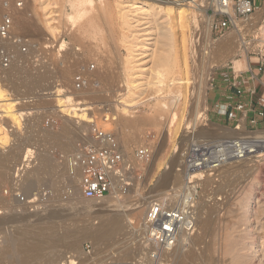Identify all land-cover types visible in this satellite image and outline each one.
<instances>
[{
  "label": "rangeland",
  "instance_id": "374dc122",
  "mask_svg": "<svg viewBox=\"0 0 264 264\" xmlns=\"http://www.w3.org/2000/svg\"><path fill=\"white\" fill-rule=\"evenodd\" d=\"M4 1L6 0H0V20L4 14L2 7ZM10 1H13V3L21 2L23 4L19 10H14V16L15 26L19 32L27 36L33 44L30 55L28 53L25 56L26 64L31 67L36 66V71H46L49 78L43 81L45 83L35 84V87L30 90H28L27 86H18L15 89V86L13 87L10 83L0 81V86L5 90L6 100H8L7 103L5 100L0 102V124L6 128L7 133V140L4 142L0 141V154L2 152L3 156L8 157L10 155L9 157L12 158L13 156L15 157L14 154L20 151L19 147L22 149H33L34 151H38V153L40 152V154L42 153L41 155L52 159L50 160L53 163L51 164V169H53L51 171L53 172L50 171L48 176L45 174L46 177L41 175V183L36 190L37 192L41 190L42 193L39 197L40 203L28 204L29 201L24 199V195L22 197L23 193L17 190L15 186L18 179L14 175V166L20 157L18 160L12 159L15 160V162L11 161L14 165L10 164L7 167L12 168V170L4 169V167L0 168L3 171V175L0 177V199L2 198L5 201H0V218H4L5 215V218H9V216L11 217L16 214V220L20 222H18L19 225L17 221H14L13 224L11 222L12 227L10 223H7L8 225L6 224L5 226L2 223L4 228L6 227L5 231L0 224V235L3 236L4 234L2 233H6L4 237L8 235L9 238H12L19 234V232L24 231L26 224L23 223L25 226L23 228L22 222L26 221L27 217H25V214L28 213L40 216L52 211L69 216L48 221V227L52 225V228L49 227V229L51 228V231L55 230L53 233L51 231L48 233L51 236L54 233L59 236L61 233V237L60 239L57 237L49 238L45 244L47 246H45L44 252L40 256L41 258L32 256L34 258L29 260L28 264H160V262L161 264H204V262L205 264H264V160L256 161L252 159L251 161H247L248 164H238V169L242 168L241 171L237 170V168H235L236 171H233L234 169H224L223 173L228 172L230 175L227 173L225 177L222 173L216 193L217 196L222 197L223 202L215 204L213 207H210V204L207 203V196L212 183L210 180L209 182L206 180L207 184L204 182L201 193L200 215L203 218H212L213 225L208 230L207 228H198L197 233L194 235V240L196 241L194 243L199 247L191 244L187 245L186 247L188 248L185 247L186 250H184V247L181 246V249L178 246V250L177 248L170 250L158 262L152 257L156 250L150 247L145 240L144 227V219L149 209L148 203L165 198L171 185H174L176 188L182 187L183 179L180 178L177 168L180 162L179 156L183 149L192 140L200 138H208L213 141L228 139L231 131L235 130L234 126L226 119L218 117L215 114L210 98L211 94L216 91V87L219 86L220 79L224 78L223 74L236 71V75L241 77L247 72L250 65L254 69L260 66L264 67V52L262 53L264 45L261 44V40L264 39V33L260 30V28L264 27V0L257 4L255 13L249 21L256 22L258 27L244 29L245 33H243V30L240 32L243 34L248 51H244L235 38L232 48L233 52L230 54H220L216 49H221L220 45L223 39L236 36L234 28L221 30L218 25V18L216 25L212 29V39L209 42L207 40L205 18L202 13L193 7L194 5H191V7L183 6L184 9L188 10L185 15L188 22L186 23L187 32L184 45L181 36H178L176 16H169L165 11L167 6L166 0H92L85 8H82L77 2L79 0ZM192 1L194 0H181L179 4L185 5ZM132 4H134V7ZM143 7L148 11L144 15L141 14L145 9ZM210 8L207 9V14L212 16ZM83 10L87 11L86 16L78 19L79 13ZM133 20L137 21L135 25L139 26L138 32L127 24L130 21L132 23ZM170 28L177 32V49L172 51L171 55L176 60V66L179 67L181 58L185 53L188 78L192 83L187 90L185 105L184 100H176V96L174 95L176 93L175 89L164 87L171 80L179 77L177 69L165 73V80L162 83L163 87L160 86L162 87L161 91L156 87L151 88L147 85L155 82V73L159 69H164L157 58L164 51L169 52L162 34ZM132 32H137L141 36L138 38H141L140 40L143 43L138 49H143L142 47L146 49L142 52L144 56L140 57L141 63L139 64L140 67L137 73L129 72L127 65L129 49H131L130 41L132 42L133 39L131 37ZM143 32L147 34L145 33L142 37ZM210 45L215 51L212 60L206 58L204 55V49ZM138 53H141V51H138ZM212 62L214 64H211V68H209V63ZM30 69L33 70L32 68L28 70ZM209 72V77H207ZM79 73H82L86 79V85L82 90H78L74 84V79ZM130 74H136L133 77L138 82L137 84H145L134 92L137 98L135 99V107L128 109L125 114L122 112L125 107L121 102L128 96L127 85L129 79L133 78L129 77ZM229 75L227 76L226 85H229V81H231L232 75ZM136 76L139 78H136ZM14 90L19 93L16 94ZM17 97L19 99H22V97L28 98V100H25L27 103L19 104L20 107L17 105L20 100L13 101ZM202 98L205 99V104ZM57 99H62L66 104H70L78 109L87 108L85 109L87 110L86 113L93 120V124L90 126L88 124H76V120L75 125L71 124V122L68 124L64 114L60 113ZM10 101L16 104L14 105L15 112L19 110L18 108L22 111H19L21 113L25 111L26 118L24 115L20 119V128L12 125L4 111L5 106L10 104ZM28 105L30 106L28 107ZM31 106L35 107L34 110ZM198 112H200V116L202 117L199 121H197ZM175 114L180 118L176 125L174 123L175 120H172ZM115 119L117 120L115 121ZM69 125H71L69 134L73 132L74 134L61 138V136L63 137L65 127H69ZM93 126L114 133L123 146L128 143V146L125 145L126 152L132 153L140 146L152 144L155 153L159 150L158 152L163 154L162 159L157 164L155 163L156 165H153V156L149 164V166L153 167V173L148 174L146 171V176L142 180L136 181L130 193L120 200L122 207L117 209L115 207H117L118 201H112V204L105 201L97 203L80 198L74 189L77 177L71 176L68 172L64 173V162L67 159V148L64 147L65 143L71 137V141L66 144L68 146L72 142V147L69 146V148L77 152L81 144H88L87 141L89 139L91 141V128ZM35 129L38 133L35 132ZM259 131H264V129ZM242 132L243 134L246 132L244 122ZM45 133L47 134L46 136L49 135L48 138L44 135ZM258 134L264 133L259 132ZM39 135L44 137L38 138L40 137ZM0 137L2 138L3 136L1 135ZM43 138L46 139L44 140ZM53 138L61 139L58 141L54 139L53 141ZM25 142L30 144V148ZM23 144L25 145L24 148L22 147ZM8 151L9 153H7ZM10 153L13 155L11 156ZM3 156L0 155V157ZM39 161L36 160V165ZM246 165L249 168L251 167L249 171H246ZM2 169L6 170L5 174H7L5 177H3L5 174ZM55 170L58 174L54 173ZM10 173H13L14 176H10ZM51 173L55 178L51 177ZM165 174L169 175L165 176ZM173 174L174 176L175 174L179 176L173 177ZM168 176L171 178H168ZM51 183L52 185H50ZM57 187L63 191L61 189L59 191ZM13 190L17 191L13 193ZM71 191L75 192L72 194L74 197L68 195ZM16 198L18 199L16 200ZM143 200L147 204L141 217L138 218L131 215L133 203H139V201ZM19 201L20 203L17 204ZM1 202H4V204ZM2 204L3 206H1ZM109 206L112 207L110 208ZM26 207H29V209H26L29 212L23 211ZM106 208L108 212H104L107 210ZM115 211H119L120 214L129 215V218L125 219V228L121 233L98 242L93 236H87L85 240L80 238L83 234L82 229L89 228V225L92 227L94 223H91L95 222L98 216L112 214ZM132 222L135 224H131ZM14 223L17 225H14ZM13 227L15 231L17 229V233ZM57 227L59 228L58 230ZM67 232H70L68 237L66 236ZM13 233H16L15 236H13ZM196 235H199V237L195 238ZM1 236L0 248L6 244V239H8ZM228 240L230 241L231 249H234L233 253L235 257L232 254L225 253ZM183 250L185 253H183ZM177 256L178 259L176 260L178 262L175 260ZM181 256L185 258L189 256V258L184 261L185 258ZM196 257L198 258L195 259ZM181 258L183 261H181Z\"/></svg>",
  "mask_w": 264,
  "mask_h": 264
},
{
  "label": "built area",
  "instance_id": "2783aa9c",
  "mask_svg": "<svg viewBox=\"0 0 264 264\" xmlns=\"http://www.w3.org/2000/svg\"><path fill=\"white\" fill-rule=\"evenodd\" d=\"M261 1L214 0V5L209 9L214 15L213 27L219 18L221 30L234 28L233 21L250 18ZM22 6L21 2H3L4 14L0 20V72L10 68L18 55L28 54L33 47L32 41L15 26L14 10H19ZM258 70L264 74L263 66ZM249 72L253 76L251 67ZM252 80L259 81L255 76ZM239 82L238 76L231 81V88L239 101L232 107L226 104L216 105L215 114L234 124L235 131H239L242 123L248 121L249 130L245 128V135L236 139L192 140L179 156L177 171L183 179L182 187L171 185L166 197L155 200L147 211L144 220L145 240L150 247L155 248L156 252L152 257L158 262L163 257L161 251L175 247L180 232H185L190 237L197 233L202 185L206 180L212 183L207 203L213 207L223 202L222 197L216 193L227 165L252 159L264 160V134H258L264 133L259 131L262 130L260 126H264V109L254 104L256 88L246 92ZM74 84L78 90H82L86 85L85 76L79 73ZM245 97L248 98L247 102L242 101ZM237 114L242 116L241 120ZM91 134L94 144L83 143L79 146L81 195L85 200L98 203L108 196L123 199L136 181L146 176L155 149L152 144H146L129 153L123 149L114 133L93 126Z\"/></svg>",
  "mask_w": 264,
  "mask_h": 264
},
{
  "label": "bare ground",
  "instance_id": "6f19581e",
  "mask_svg": "<svg viewBox=\"0 0 264 264\" xmlns=\"http://www.w3.org/2000/svg\"><path fill=\"white\" fill-rule=\"evenodd\" d=\"M157 1V0H156ZM165 1V0H164ZM167 2V6H166V8H165V11H166V13H167V15H169V16H171V15H174V16H176V18H177V23H176V25L178 26V36H181V40H182V43H184V45H185V36H186V32H187V26H186V23L188 22L187 20V18H186V13H187V11L188 10H186V9H184L183 8V6H185V7H191V5H194L193 7H195V9L198 11V12H200V13H202V15H203V17L205 18V27H206V32H207V40L210 42L211 40L210 39H212L211 38V34H212V29H213V25H214V15H212V16H209L208 14H207V9L208 8H210V7H212V5H214V0H194V1H192V2H189V3H186L185 5H181V4H179V2H181V0H166ZM81 6H82V8H85L86 7V5H88V4H90L91 2H92V0H79V1H77ZM99 2V1H98ZM159 2V1H158ZM161 2V1H160ZM96 3V2H95ZM163 4V3H162ZM190 5V6H189ZM132 6L134 7V4H132ZM97 7V6H96ZM145 7H143V9H144ZM75 9V8H74ZM97 9H98V7H97ZM189 9V8H188ZM192 9V8H191ZM121 11V10H120ZM86 10H83V11H81L79 14L80 15H78L79 16V18L78 19H82V18H84L85 16H86ZM97 12H98V10H97ZM148 11H147V9L145 8L144 10H143V12L141 13L142 15H144V14H146ZM191 12V11H190ZM122 13V12H121ZM129 13H130V11H129ZM120 14V13H119ZM125 14V13H124ZM252 17V16H251ZM251 17L250 18H247V19H244V20H234L233 21V25H234V31H235V34H236V36L235 37H232V36H230V37H227V38H225V39H223V41L221 42V49H216L220 54H230L231 52H233V44L235 43V38L237 39V42L239 43V45L243 48V50L244 51H248V48L246 47V43H245V41H244V38H243V34H241L240 32H241V30H243V33H245L244 32V29H252V28H255V27H258V24L255 22H249L250 21V19H251ZM102 18V17H101ZM102 20V19H101ZM167 20V19H166ZM112 21V20H111ZM105 22V21H104ZM262 23V22H261ZM128 24V26L130 27V28H132V29H136L135 31H137L138 32V25H135V24H137V21L136 20H133V22L131 23V21H130V23H127ZM135 25V26H134ZM260 26V25H259ZM148 29V28H147ZM150 29V28H149ZM106 30V29H105ZM260 30L262 31V33H264V27L263 28H260ZM141 31H143V30H141ZM106 32H107V30H106ZM137 32H135V33H131V37L133 38L132 39V42L130 41V46H131V49H129V58H128V60H127V65H128V67H129V72H132V73H134V72H136L137 73V70H139V64L141 63L140 62V60H141V56H144L143 55V51L144 50H146L144 47H142L143 49H138V47L139 46H141L142 45V41L138 38V37H141L139 34H137ZM146 33V32H145ZM144 32H143V35H142V37L144 36V34H145ZM147 34V33H146ZM150 34V33H149ZM162 36H163V39H164V41H165V44H166V47H167V50L169 51V52H163V53H161V55L157 58L158 60H159V63H160V65H161V67L162 68H164V69H159L156 73H155V82H152V83H149V84H147L148 85V87H151V88H153V87H156L159 91H161L160 89L163 87V84L162 83H164V80H165V73H169L171 70H174V69H177V71H178V75H179V77L178 78H175V79H173V80H171L168 84H167V86H164V87H166V88H168V89H175V91H176V93L174 94L176 97V100L177 101H182V100H184V105H185V103H186V101H187V90H188V88H189V86L190 85H192V83H191V81H190V79L188 78V69H187V61L185 60V53L183 54V56H182V60H181V63H180V66L179 67H177L176 66V60L172 57V51H174V50H176L177 49V32H175L172 28H170L168 31H166L165 33H163L162 34ZM95 37H97V36H95ZM110 37V36H109ZM179 39H180V37H179ZM259 39V38H258ZM110 40H111V38H110ZM94 41H96V40H94ZM262 41V43L261 44H263L264 45V39L263 40H261ZM180 42V41H179ZM109 43V42H108ZM100 44V43H99ZM110 44V43H109ZM126 44V43H125ZM216 45V44H215ZM165 46V45H164ZM212 46H214L213 44H212ZM212 46L210 45V46H207L205 49H204V52H205V56H206V58H209L210 60H212V56H213V54L215 53V51L213 50V48H212ZM236 46V45H235ZM238 46V45H237ZM111 47V46H110ZM182 48V50H183V46L181 47ZM113 49H115V48H113ZM31 50V49H30ZM241 50V49H240ZM262 50V49H261ZM138 51H141V53H138ZM235 51H237V50H235ZM182 52V51H181ZM264 52V50L262 51V53ZM30 53L31 52H29V55H30ZM27 54H20V55H18L17 56V59L12 63V65H11V67L10 68H8L7 70H3V71H1L0 72V81H3V82H6V83H10L11 85H13V87L15 88V89H17L18 88V86H21V87H24V86H27L28 87V90H30V89H33L34 87H35V84H39V83H41L42 84V82L45 80V79H47V78H49V76L47 75V73H46V71H45V68H44V71L45 72H41L40 70H38V71H36L35 70V67L33 66V67H31V66H29V65H27L26 64V58H25V56H26ZM182 55V54H181ZM232 57V56H231ZM227 59V58H226ZM221 60H223V59H221ZM220 60V61H221ZM219 61V62H220ZM211 64H214L213 62L212 63H209V68H211ZM131 65H134V66H131ZM208 65V64H207ZM216 65V64H215ZM214 65V66H215ZM213 66V67H214ZM42 67V66H41ZM29 68H32L33 70H28ZM38 68V67H37ZM43 68V67H42ZM38 69H40V68H38ZM210 70V69H209ZM208 70V71H209ZM213 70V69H212ZM36 71V72H35ZM211 72V71H210ZM210 72L207 74V77H209V74H210ZM85 73V72H84ZM94 73V72H93ZM96 74V73H95ZM97 75H98V73H97ZM132 74H130V76L129 77H133V76H135L136 74H134V75H132ZM51 77V76H50ZM126 77V76H125ZM172 77V76H171ZM175 77H176V75H175ZM90 78H91V76H90ZM127 78V77H126ZM136 78H139L138 76H136ZM167 78V77H166ZM151 79V78H150ZM169 79V78H168ZM171 79V78H170ZM153 80V79H152ZM207 80H208V78H207ZM48 82V81H47ZM148 82V81H147ZM43 83H45V82H43ZM138 82L136 81V79H135V77H133L131 80L129 79V82H128V85H127V87H128V96L124 99V100H122V104H124V107H125V109L122 111L123 113H127V110L128 109H131V108H133V107H135V99H137L136 98V94L134 93L135 91H137V90H139V88H140V86H144V84H137ZM9 84V85H10ZM162 84V85H161ZM165 85V84H164ZM160 86H162V87H160ZM12 87V88H13ZM26 87V88H27ZM147 87V86H146ZM13 88V89H14ZM25 88V89H26ZM22 89V88H21ZM24 89V90H25ZM126 89V88H125ZM164 89V88H163ZM12 90V89H11ZM15 92H16V94H18L19 92H17L16 90H14ZM163 91V90H162ZM22 92H23V90H22ZM27 93H29L28 91H26ZM204 92V91H203ZM21 93V92H20ZM15 94V93H14ZM13 94V95H14ZM15 94V96H17ZM11 95V94H10ZM23 96V95H22ZM122 97V96H121ZM120 97V98H121ZM21 98V97H20ZM25 98V97H24ZM23 97H22V99H19V97H17V98H15V99H13V101H18V100H20V102H18L17 103V105H22L23 103H27V101H25V100H28V98H25L24 99ZM123 98V97H122ZM7 98H6V94H5V90H3V88H2V86H0V102H2V101H4L5 100V102L7 103V101L8 100H6ZM203 99V98H202ZM203 101H204V104H205V99H203ZM57 102H58V108H60V113H62V114H64V117H65V119H66V121H67V123L68 124H70V122H71V124H74L75 125V120H76V124L78 123V124H81V125H84V124H88V126H90V125H92L93 124V120H91V118H90V116L89 115H87V113H86V111L87 110H85V109H87V108H85V109H78V108H75V107H73L72 105H70V104H66L62 99H57ZM14 105H16V104H14V102H11L10 101V104H7L6 106H5V113L7 114V118L10 120V122L12 123V125L14 126V127H19V125H21L20 123V119L21 118H23V116L25 115L24 113H25V111H24V113H21L22 111L20 110V108H18L19 110H17L16 112L14 111ZM19 105V106H20ZM26 105V104H25ZM87 105V104H86ZM30 105H28V107H29ZM88 106V105H87ZM21 107V106H20ZM32 107V106H31ZM30 107V108H31ZM16 108V109H17ZM29 108V109H30ZM35 108V107H34ZM34 108L32 107V109L34 110ZM22 109V108H21ZM23 109H24V106H23ZM25 109H26V107H25ZM27 110V109H26ZM19 111H21V112H19ZM29 111V110H28ZM201 111H202V109H201ZM27 113V112H26ZM35 113V112H34ZM33 114V113H32ZM31 116V115H30ZM29 116V117H30ZM33 116V115H32ZM200 112H198L197 113V117H198V119H197V121H199V119H201L202 117L200 116ZM119 117H121V115H119ZM25 118H26V115H25ZM28 118V117H27ZM117 119H115V121H116ZM172 120H175V125L176 124H178V121L180 120V118L178 117V115H174V117H173V119ZM39 122V121H38ZM37 126H38V124H37ZM39 126H40V124H39ZM70 127H71V125H69V127L67 126V127H65V130L63 131L64 133H63V137L61 136V138H66V137H69V135L71 134H74V132H73V130H71V132H73V133H70L69 134V132H70ZM20 128V127H19ZM242 128H243V123H242V126H241V128H240V130L239 131H235V130H233V131H231V135H230V137L229 138H232V139H236V138H240V137H243L245 134H243V132H242ZM35 132H36V129H35ZM176 132H177V130H176ZM0 136L2 135L3 137L1 138L0 137V141L1 142H4V141H6L7 140V133H6V128L5 127H3L2 126V124H0ZM36 133H38V132H36ZM62 134V133H61ZM45 136L47 135L46 133L44 134ZM40 136V135H39ZM49 136V135H48ZM48 136H46V138H48ZM42 137H44V136H42ZM41 136L40 137H38V138H42ZM46 138H43L44 140L46 139ZM58 138V137H57ZM57 138H53V141H54V139H57ZM61 138H59V139H61ZM87 138H89V137H87ZM130 138V137H129ZM134 138V137H133ZM228 138V139H229ZM59 139H57V141L59 140ZM70 139H71V137H70ZM68 140L67 142H69V141H71V140ZM32 141H33V139H31ZM31 140H30V142H31ZM90 140V139H89ZM87 141V143L88 144H94V142L93 141ZM125 141V140H124ZM123 141V142H124ZM131 141V140H130ZM66 142V143H67ZM22 143V142H21ZM25 143H27V142H25ZM65 143V145H64V147L65 148H67V159L65 160L66 162H64V164H65V167H64V173L65 172H68L69 174H71V176H76L77 178H76V184H74L75 185V190L77 191V194L80 196V198H82V199H84L83 197H82V195H81V192H80V185H79V181H80V169H79V163H78V157L81 155V153H80V151L78 150L77 152L75 151V150H71V148H69V146H71V143L72 142H70V144L67 146V144ZM28 144V146L30 145L29 143H27ZM27 144H26V147H27ZM128 143H126L125 145H127ZM133 144V143H132ZM125 145L123 146L122 145V147H123V149H125ZM20 146H22V145H20ZM128 146V145H127ZM23 148L25 147V145L23 144V146H22ZM72 147V146H71ZM14 148V147H13ZM18 148V147H17ZM29 148H30V146H29ZM18 149H20V151L19 150H17V151H19L18 153H16V154H14L15 155V157L13 158H10L9 156L10 155H8V157L6 156H3V154H2V152H1V156H3V157H0V168H3L4 167V169H6L10 164H12L11 163V161H14L15 162V160H18L19 159V157H20V161L18 160L17 162H18V164H17V162H16V165L14 166V175H16V179H18L16 182H14V183H16L15 184V186L17 187V190H19L20 192H22L23 194H22V197H23V195L25 196V200H27V201H29L28 202V204H35V203H38L39 202V197L42 195V193H41V190L40 191H36L37 190V187H38V185L41 183V175L43 176H45V174H46V176H48L49 175V173H50V171L51 170H53V169H51V164H53V163H51V158L50 157H46V156H44V155H41L40 154V152L38 153V151H34L33 149H22L21 147H19ZM21 149H22V152H21ZM128 149H129V147H128ZM12 150V149H11ZM10 151V150H9ZM9 151L7 152V153H9ZM66 151V150H65ZM159 151V150H158ZM157 151V153H155V155H154V161H153V165H156L157 164V162L159 161V160H161L162 159V157H163V154L161 153L160 154V152H158ZM11 152H13V151H11ZM41 152H43V151H41ZM4 153V152H3ZM21 153H22V156H21ZM45 153V152H44ZM46 153H47V151H46ZM11 154V156L13 155L12 153H10ZM20 154V155H19ZM38 154H40V155H38ZM36 155H38V156H36ZM47 155V154H46ZM179 156V155H178ZM21 157H22V160H21ZM39 158V159H38ZM12 159H15V160H12ZM51 159V160H50ZM36 160H40L39 161V163H37V165H36ZM247 161H251V160H247ZM247 161H244V162H240V163H231V164H229V165H227L226 167H225V169H228V170H230V169H234L233 171H236L235 170V168H237V170H240L241 171V169H238L239 167H238V164H241V163H243V164H248V162ZM260 161V160H259ZM53 162H55V161H53ZM156 163V164H155ZM57 164V163H56ZM62 164V163H61ZM60 164V165H61ZM12 165H14V164H12ZM64 166V165H63ZM55 167V166H54ZM61 167V166H60ZM243 167H244V165H243ZM57 168V167H56ZM58 168H59V166H58ZM57 168V169H58ZM246 168H247V170L246 171H249L250 169H251V167L249 168V166H247L246 165ZM4 169H2V170H4ZM7 169H10V170H12V168H7ZM55 169V168H54ZM1 171V170H0ZM5 171L6 170H4V174H5ZM226 171V170H225ZM233 171L231 170V172L233 173ZM2 173H1V175H0V177L3 175V171H1ZM12 172V171H11ZM51 172H53V171H51ZM56 172V170L54 171V173ZM61 172V171H60ZM57 174H58V172H56ZM63 173V172H62ZM75 173H76V175H75ZM147 173L148 174H150V173H153V167H151V166H148V168H147ZM167 173H169V172H167ZM223 173V172H222ZM228 173V172H227ZM226 172L225 173H223L224 175L225 174H227ZM239 173V172H238ZM251 173V172H250ZM7 174V173H6ZM6 174L3 176V177H5L6 176ZM59 174H61V173H59ZM176 174H178V173H176ZM176 174H175V176H176ZM229 174V173H228ZM237 174V173H236ZM14 176L13 175V173H10V176ZM51 175V177L52 178H55L54 176H52V173L50 174ZM166 175H169V174H165V176ZM230 175V174H229ZM232 175V174H231ZM241 175V174H240ZM8 176V175H7ZM45 176V177H46ZM58 176V175H57ZM56 176V177H57ZM174 176V174H173V177H175ZM177 176H179V175H177ZM176 176V177H177ZM224 177V176H223ZM225 177H226V175H225ZM7 178V177H6ZM5 178V179H6ZM168 178H171L170 176H168ZM180 178H181V176H180ZM228 178V177H227ZM226 178V179H227ZM4 179V180H5ZM15 179V180H16ZM44 179V178H43ZM43 179H42V181H43ZM48 179V178H47ZM49 179H50V177H49ZM173 180H174V178H172ZM54 181H55V179H53ZM2 181V180H1ZM51 181V180H50ZM53 181V182H54ZM165 181H167V180H165ZM208 182H209V180H207ZM207 181H205V183L207 182ZM3 182V181H2ZM46 182V181H45ZM52 182V181H51ZM58 182H59V180H58ZM60 182H61V180H60ZM174 182V181H173ZM44 183V182H43ZM47 183V182H46ZM55 183V182H54ZM54 183H53V185H54ZM177 183V182H176ZM45 184V183H44ZM61 184H63V183H61ZM207 184V183H206ZM46 185H49V184H46ZM50 185H52V183L50 184ZM183 185V184H182ZM204 185V184H203ZM59 186H60V184H59ZM73 186V185H72ZM16 187H14V189H16ZM48 187V186H47ZM64 187V186H63ZM62 187V188H63ZM178 187V186H177ZM41 188H42V186H41ZM45 188V187H44ZM52 188V187H51ZM51 188H50V190H51ZM58 188V187H57ZM56 188V189H57ZM73 188H72V190H73ZM45 189H47V188H45ZM54 190H55V187L53 188ZM59 189V191H60V189L61 188H58ZM64 189V188H63ZM17 190H15V191H17ZM48 190V189H47ZM68 190V189H67ZM14 190H13V193L15 192ZM42 191H44V189H42ZM61 191H63L62 189H61ZM66 191V190H65ZM220 191V190H219ZM52 192V194H54L55 192H56V190L54 191V193H53V191H51ZM60 193V192H59ZM75 192H69V196L70 197H74V195H72V194H74ZM14 196H15V194H13ZM20 195H21V193H20ZM72 195V196H71ZM46 196V195H45ZM54 196V195H53ZM47 198V197H46ZM51 198V197H50ZM53 198V197H52ZM18 198H16V200H17ZM107 199V200H106ZM2 200V198L0 199V201ZM55 200V199H54ZM121 199H119V198H117V197H113V196H108L107 198H105L103 201H105L106 203L108 202V203H111L112 201L113 202H115V201H118V205H117V207H115L116 209L117 208H119V207H122V202L120 201ZM2 201H4V200H2ZM22 201V200H21ZM88 201V200H87ZM5 202V201H4ZM4 202H1V203H3L4 204ZM155 201H152V202H149L148 203V207L150 208L151 207V205L154 203ZM20 203V201L17 203V204H19ZM40 203V202H39ZM98 203V202H97ZM102 203V202H101ZM104 203V202H103ZM3 204L1 205V206H3ZM6 204V203H5ZM24 204H27V203H24ZM112 204V203H111ZM147 204V202H145L144 200L143 201H139V203H133V205H132V214L131 215H134V216H136V217H141V215H142V213H143V211H144V207H145V205ZM9 205V204H8ZM95 205V204H94ZM102 205V204H101ZM6 206V205H5ZM106 206V205H105ZM34 207V206H33ZM110 207V206H109ZM108 207V208H109ZM112 207V206H111ZM110 207V208H111ZM13 208V207H12ZM15 208V207H14ZM29 209V207H26L23 211L24 212H29L28 210H26V209ZM217 208H219V207H217ZM32 209V208H31ZM30 209V210H31ZM103 209V208H102ZM107 209V208H106ZM8 210V209H7ZM14 210V209H13ZM214 210V209H213ZM5 211V210H4ZM51 211V210H50ZM89 211V210H88ZM110 211H112V210H110ZM1 212V211H0ZM63 212V211H62ZM104 212H108V209L107 210H105ZM103 212V213H104ZM12 213V212H11ZM10 213V214H11ZM34 213V212H33ZM14 214V213H13ZM3 215V214H2ZM5 215V214H4ZM38 214H36V216H35V214H25V217H27V219H26V221H24V222H22V225H23V223L24 224H26L25 226L23 225V228L25 227V230L24 231H22V232H19V234H17L16 236H15V234L17 233L16 231H17V229H16V231H15V226L13 227V229H14V231L16 232L15 234L13 233V236H15V237H12V238H9L8 237V235H7V237L5 236L4 237V235H6V233H2V234H4L3 236H1L2 238L4 237V238H8V239H6V244L3 246V247H1L0 248V264H28V262H29V260H31L32 258H34V257H32V256H35V258H37V257H40L42 254H43V252H44V249H45V246H47V245H45L47 242H48V239L49 238H52V237H57L58 239H60V234H59V236L58 235H56V233H54V234H52L53 233V231H55V230H53V231H51L50 229L52 228L51 226H49V227H51L50 229H49V227H48V224H49V222L48 221H50V220H53V219H56V218H59V217H64V216H66V217H69L67 214H63V213H59L58 212V214H57V212H50V213H45V215H40V216H37ZM6 216V215H5ZM5 216H4V218H0V224L2 225V223L4 224V226L7 224V223H10V226L13 224V222L14 221H17V223L19 222L18 220H16V214L15 215H13V216H9V218H5ZM209 217H211V216H209ZM126 218H129V215L128 214H120V212L119 211H115V213H112V214H105V215H103V216H98L97 217V219L95 220V222L93 221L91 224H93V226L91 227V225H89L90 227L88 228V227H86V228H81L82 230H83V234H82V236L80 237L82 240H85L86 238L85 237H87V236H93V238L98 242V241H100V240H102V239H104L105 240V238H109V237H111L112 238V236H116V235H118L119 233H121L122 231H123V229L125 228L124 227V222H125V219ZM33 219V220H32ZM212 218H210V219H208V218H206V217H204L203 218V216L202 215H200V217H199V222H198V225H199V227H201V229L202 228H207V230H208V228L209 227H211L212 225H213V220H211ZM60 220H62V219H60ZM64 220H66V219H64ZM69 220V219H68ZM145 220V219H144ZM67 221V220H66ZM70 221V220H69ZM11 222H12V224H11ZM20 223V222H19ZM19 223H18V225H19ZM51 223V222H50ZM53 223V222H52ZM58 223V222H57ZM68 223V222H67ZM76 223V222H75ZM70 224V223H69ZM131 224H135V223H131ZM8 225V224H7ZM14 225H17V224H15L14 223ZM58 225V224H57ZM216 225V224H215ZM3 226V225H2ZM4 226L2 227V229L5 231V228H4ZM63 226V225H62ZM70 226V225H69ZM74 226V225H73ZM127 226V225H126ZM12 227V226H11ZM19 227H21V226H19ZM58 227H60V226H58ZM57 227V230L59 229ZM63 227H65V226H63ZM10 228V227H9ZM16 228H17V226H16ZM69 228V227H68ZM127 228V227H126ZM214 228V227H213ZM212 228V229H213ZM218 228V227H217ZM13 229H12V231H13ZM19 229V228H18ZM54 229V228H53ZM200 229V228H199ZM1 230V229H0ZM61 230V229H60ZM211 230V229H210ZM11 231V230H10ZM11 231V232H12ZM13 231V232H14ZM19 231V230H18ZM49 231H51L50 233L52 234V236L48 233ZM67 231H69V230H67ZM71 231V230H70ZM2 232V231H1ZM7 232V231H6ZM10 232V233H11ZM72 232H73V230H72ZM207 232V231H206ZM210 232V231H209ZM208 232V233H209ZM9 233V234H10ZM69 234H70V232H67V234H66V236L68 237L69 236ZM204 234V233H203ZM11 235V234H10ZM71 236V235H70ZM199 237V235H196L195 236V238L196 237ZM30 237H32V238H30ZM193 237V238H192ZM192 237H190V236H188L187 234H185V232H180V234H179V238H178V242L176 243V245H175V247L174 248H172L171 250H173V249H176L177 248V250H178V246H180V248L182 249V247H184V250H186L185 249V247L187 246V245H193V244H195L196 243V241L194 240V236H192ZM197 237V238H198ZM203 237V236H202ZM30 238V239H29ZM65 238V237H64ZM107 238V239H108ZM235 238V237H234ZM199 239H201V238H199ZM203 239V238H202ZM51 241V240H50ZM194 241H195V243H194ZM5 242V241H4ZM77 242V241H76ZM197 242H199V241H197ZM204 242V241H203ZM3 243V242H2ZM202 243V242H201ZM227 245H226V247H225V253L226 254H229V255H231L232 254V256H234L235 254L233 253L234 252V249H231V244H230V241L228 240L227 241ZM199 244H200V242H199ZM234 244V243H233ZM232 244V245H233ZM2 245V244H1ZM195 245H197V244H195ZM182 246V247H181ZM193 247V246H192ZM197 247H199L198 245H197ZM179 248V249H180ZM186 248H188V247H186ZM194 248H195V246H194ZM153 249H155V248H153ZM169 250L170 249H166V250H163V251H161L162 253H161V255L163 256H165V255H167L168 253H169ZM177 250H176V252H177ZM183 250V253H185V251ZM191 250V249H190ZM194 250V249H193ZM175 251V250H174ZM180 251V250H179ZM187 252H189V251H187ZM171 253H172V251H171ZM182 253V252H181ZM194 253V252H193ZM205 253V252H204ZM179 254V253H178ZM190 254V253H189ZM216 254H218V253H216ZM180 255H182V254H180ZM194 255V254H193ZM192 255V256H193ZM208 255V254H207ZM168 256H170V255H168ZM167 256V257H168ZM183 256V255H182ZM181 256V257H182ZM203 256V255H202ZM212 256V255H211ZM43 257V256H42ZM176 257V256H175ZM180 257V256H179ZM191 257V256H190ZM235 257V256H234ZM41 258V257H40ZM40 258H39V260H40ZM182 258H185V257H182ZM182 258H181V261H183L182 260ZM187 258H189V256L188 257H186L185 259H184V261H186V260H188ZM198 257H196L195 259H197ZM203 258V257H202ZM176 259H178V256H177V258H175V260ZM212 259V258H211ZM36 260H38V259H36ZM236 260H238V259H236ZM80 261H81V259H80ZM66 262V261H65ZM64 262V263H65ZM176 262H178L177 260H176ZM196 262H198V261H196ZM204 262V261H203ZM211 262H213V261H211ZM35 263V262H34ZM68 263H70L69 261H68ZM82 263V262H81ZM214 263V262H213ZM30 264H32V263H30ZM160 264H161V262H160ZM194 264H196V263H194ZM199 264V263H198ZM204 264H205V262H204Z\"/></svg>",
  "mask_w": 264,
  "mask_h": 264
},
{
  "label": "crops",
  "instance_id": "0c3cea01",
  "mask_svg": "<svg viewBox=\"0 0 264 264\" xmlns=\"http://www.w3.org/2000/svg\"><path fill=\"white\" fill-rule=\"evenodd\" d=\"M252 69V73L253 76H255L256 78L259 79L258 82H254L252 80L253 76L250 74L249 69L247 70L246 73H244L243 76H239L236 75V71H232V73H225L222 76L224 77L222 80L220 79V84L218 87H216V91H214V93L211 94V106L215 111V107L218 104H226L229 106H234L235 103L239 100H237V98L234 95V91L231 88V81L234 80L235 77L238 76V79H240V84L241 86L245 89L246 92H248L250 89H252L253 87L256 88L257 91V95L254 97V104L257 107H262L264 109V74L259 72V67H257L256 69H254L251 65L249 66ZM229 74H231V81H229V85H226V81H227V76H230ZM221 77V76H220ZM214 86V85H213ZM259 96V97H257ZM241 101V100H240ZM243 102H247L248 98L245 97L244 99H242ZM237 117L239 120L242 119V116L240 114H237ZM250 117V116H249ZM232 124V123H230ZM248 124L249 122H244L245 128L248 129ZM234 125V124H232ZM260 129H264V126H260ZM249 130V129H248Z\"/></svg>",
  "mask_w": 264,
  "mask_h": 264
}]
</instances>
